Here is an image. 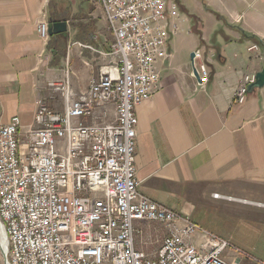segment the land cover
<instances>
[{
    "label": "built area",
    "instance_id": "built-area-1",
    "mask_svg": "<svg viewBox=\"0 0 264 264\" xmlns=\"http://www.w3.org/2000/svg\"><path fill=\"white\" fill-rule=\"evenodd\" d=\"M113 41L87 89L65 76L48 81L63 111L37 100L23 136L17 116L0 123V264H247L250 255L189 216L139 189L136 109L160 86L158 62L169 58L168 39L180 31L173 0H98ZM50 40L49 22L38 24ZM258 44L249 48L258 51ZM200 50L193 71L200 86L209 66ZM213 51L210 57L213 56ZM257 56H260L256 52ZM40 61L45 62L41 52ZM209 57V61L211 58ZM255 73H245L234 95L243 104ZM137 221L166 228L155 255L135 246ZM258 264H264L260 262Z\"/></svg>",
    "mask_w": 264,
    "mask_h": 264
},
{
    "label": "crops",
    "instance_id": "crops-1",
    "mask_svg": "<svg viewBox=\"0 0 264 264\" xmlns=\"http://www.w3.org/2000/svg\"><path fill=\"white\" fill-rule=\"evenodd\" d=\"M97 6L100 14H83L89 16L83 22L84 27L90 25L88 45L106 52L113 35ZM225 11L226 20L237 29L231 30L232 39L224 33L218 46L182 48L173 58L172 42L180 31L168 39L171 56L158 62L160 86L136 109L138 189L195 221L199 213L213 209L264 221V87L249 92L243 104L234 102L243 75L256 74L264 66V0H229ZM75 15L58 0H0V123L17 116L22 136L34 122L39 98L58 111L64 109L60 96L51 98L49 80L64 77L69 65L72 87L85 90L106 60L77 44L75 36L82 29ZM53 16L68 22V36L53 35L50 45L52 35L45 43L38 24H50ZM184 20L179 17L178 23ZM255 44L260 49L250 51ZM192 50H200L209 66L204 87L189 59ZM63 51L66 55L53 63L54 54ZM41 52L48 57L43 63ZM135 227L136 248L155 255L166 228L152 221H137Z\"/></svg>",
    "mask_w": 264,
    "mask_h": 264
},
{
    "label": "rangeland",
    "instance_id": "rangeland-1",
    "mask_svg": "<svg viewBox=\"0 0 264 264\" xmlns=\"http://www.w3.org/2000/svg\"><path fill=\"white\" fill-rule=\"evenodd\" d=\"M63 2L64 6L76 12V20L79 21V26L83 30L80 31L75 39L80 43L89 44V37L86 31H89L90 25L84 27V19H89V16L83 15L91 11L100 14L98 0H58ZM177 3L178 15L180 18L186 17V20L181 21L180 33L176 35L175 41L172 42L173 58L179 57L182 48H203L204 45L218 46L222 41H218L224 37L226 33L232 39V29H237V25H230L226 20L225 10L229 0H173ZM262 1V0H260ZM66 12L65 16H68ZM228 19V18H227ZM71 25V24H70ZM95 32V31H93ZM208 39L202 40V35ZM92 38V37H91ZM70 39H73L71 37ZM84 52V47L81 48ZM189 59L191 60V53ZM84 55V54H83ZM187 56V51H185ZM255 62L256 58H252ZM204 219H202V217ZM197 222H202L207 230L218 234L225 238L231 244L237 246L242 251L246 252L253 258V261L247 260V264H258L259 261H264V221L250 216H235L229 212L218 211L213 209L199 213L195 217ZM197 223L195 220H193ZM156 223V222H155ZM163 228L160 223L158 224ZM205 228V229H206ZM159 237H153V242L158 241Z\"/></svg>",
    "mask_w": 264,
    "mask_h": 264
},
{
    "label": "water",
    "instance_id": "water-1",
    "mask_svg": "<svg viewBox=\"0 0 264 264\" xmlns=\"http://www.w3.org/2000/svg\"><path fill=\"white\" fill-rule=\"evenodd\" d=\"M68 22L67 21H59V22H53L51 19V22L49 24V33L50 35H58L63 34L65 37L68 36ZM194 53L191 54V59L193 60ZM195 75L198 77L197 71L194 69ZM255 81L249 84L248 90L249 92H253L256 88H263L264 87V66L262 70L257 72L255 74Z\"/></svg>",
    "mask_w": 264,
    "mask_h": 264
},
{
    "label": "trees",
    "instance_id": "trees-1",
    "mask_svg": "<svg viewBox=\"0 0 264 264\" xmlns=\"http://www.w3.org/2000/svg\"><path fill=\"white\" fill-rule=\"evenodd\" d=\"M75 18V20H76V17H74ZM66 19H67V17H66ZM66 19H63V20H66ZM52 20L53 21H55V22H58V21H60V19H58V18H56V17H52ZM254 38H256L257 40H258V38L256 37V36H254ZM54 40V36H52V40H51V42L49 43L50 45H52V41ZM49 45V46H50ZM54 50V49H53ZM66 55V52H57V53H55L54 54V56H53V63H57V62H59L60 60H61V58H63L64 56Z\"/></svg>",
    "mask_w": 264,
    "mask_h": 264
},
{
    "label": "bare ground",
    "instance_id": "bare-ground-1",
    "mask_svg": "<svg viewBox=\"0 0 264 264\" xmlns=\"http://www.w3.org/2000/svg\"><path fill=\"white\" fill-rule=\"evenodd\" d=\"M218 196V195H217ZM215 234V233H214ZM217 235V234H216ZM218 236V235H217ZM219 237H221V236H219ZM221 238H223V237H221ZM223 239H225V238H223ZM226 240V239H225ZM229 242V241H228Z\"/></svg>",
    "mask_w": 264,
    "mask_h": 264
}]
</instances>
